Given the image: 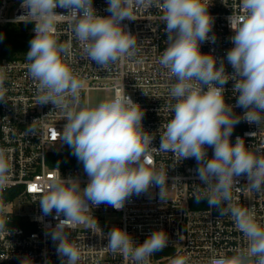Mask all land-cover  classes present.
I'll return each mask as SVG.
<instances>
[{"label": "clouds", "instance_id": "9594fccd", "mask_svg": "<svg viewBox=\"0 0 264 264\" xmlns=\"http://www.w3.org/2000/svg\"><path fill=\"white\" fill-rule=\"evenodd\" d=\"M106 2L109 15L102 16L93 0H22L26 15L17 18L18 22L34 23L26 59L30 77L37 84V103H51L63 112L67 123L58 141L71 148L89 178L84 188L78 178H53L38 200L43 216L55 210L53 218L58 223L48 226V235L56 242L61 264L81 261L80 246L69 230L90 223L92 207L104 203L122 209L131 196L147 193L153 186L159 188L161 200L167 199V172L163 165L157 169L153 152H170L179 161L194 158L201 181L195 186V201L206 200L220 216H229L242 233L244 246L231 255L211 257L209 264H264V224L257 221L254 206L245 207L234 197L241 190L236 186L240 177H246L249 192L264 194V145L253 147L240 136L235 143L231 140L241 120L264 129V0H242L243 14L228 18L234 35L226 61L232 73L226 72L224 59L200 50L203 42H215V35L209 37L214 18L207 0ZM57 7L67 14H58ZM153 7L162 11L167 33V46L158 63L175 81L169 88L174 101L172 116L160 135L159 148L152 146L155 135L143 127L144 111L124 88L96 103L82 98L84 80L68 62L72 44L62 42L58 31L59 22H68L81 46V58L110 71L121 59H134L140 51L137 37L122 22L136 20L137 12ZM5 79L0 72V100L5 99ZM229 80L234 81L233 92L238 94L235 105L225 98L224 86ZM234 107L244 109L243 114L236 115ZM246 135L254 138L257 132ZM208 148L213 149L211 157ZM9 151L0 148V193L10 183ZM176 182L178 177L173 184ZM6 225L0 203V231ZM91 227L98 228L96 218ZM107 239L105 251L119 253L132 264H151L153 253L167 246L168 236L159 229L137 244L127 231L114 227ZM171 264H188V258L175 256Z\"/></svg>", "mask_w": 264, "mask_h": 264}, {"label": "built area", "instance_id": "2783aa9c", "mask_svg": "<svg viewBox=\"0 0 264 264\" xmlns=\"http://www.w3.org/2000/svg\"><path fill=\"white\" fill-rule=\"evenodd\" d=\"M22 0H0V34L8 27L18 32H29L34 36V23L17 21L26 11L21 8ZM208 11L214 18L212 32L215 42L210 40L201 44L202 53H212L225 60L227 73L234 70L226 61L227 51L233 47L230 37L234 35L229 17L242 15V0H207ZM99 15H109L106 0H93ZM58 14L67 10L57 7ZM162 11L157 8L140 10L136 20H124L125 30L137 37L140 49L134 59H121L110 71L100 70L95 62L81 58V46L75 40L68 22L58 23L59 39L71 42L72 51L68 62L73 71L84 80L81 92L88 100L91 90L109 92L110 97L123 88L132 100L144 111L142 120L146 131L155 135L152 146L159 148L160 135L172 116L169 88L170 79L159 63V57L167 46L166 24L161 20ZM28 25V26H27ZM2 39H0L1 47ZM4 49V47H3ZM0 52V72L4 80L5 99L0 100V148L8 149L11 172L10 183L0 193V203L7 220L6 229L0 231V264H61L56 251V242L48 235V226H55V210L43 216L39 198L48 188L49 182L60 175L63 178H78L81 188L87 186L88 176L83 166H69L64 169L51 165L49 155L62 150L64 144L58 141L67 123L61 110L51 103H37V84L30 77L26 59L28 50L18 57L8 58ZM225 87L227 103L235 105L238 94L233 92L234 81L229 80ZM236 115L244 109L234 107ZM257 132L256 137L246 135ZM243 137L246 144L253 147L264 145V129L241 120L234 127L231 140ZM209 157L213 149L208 148ZM157 169L163 165L167 172V199L161 200L159 188L151 187L147 193L131 196L122 209L108 204L92 207L90 223L70 229L71 239L80 246L82 259L79 264H132L123 255L105 251L107 235L119 227L127 231L135 243H143L156 230L162 229L168 236L167 246L160 255L153 253L151 264H171L175 256L188 258V264H209L213 256L231 255L233 250L246 244L242 233L235 229L229 216H220L218 210L210 208L206 200L195 201V186L201 185L197 179V162L194 158L179 161L172 153L153 152ZM179 182L173 184L175 178ZM236 185L241 190L234 192L237 202L245 207H255L256 219L264 224V194L249 192L245 185L246 177H240ZM173 184V185H172ZM90 203V202H89ZM41 217H43L41 219ZM61 219L64 217L61 216ZM97 220L98 228L91 222Z\"/></svg>", "mask_w": 264, "mask_h": 264}, {"label": "trees", "instance_id": "16d2710c", "mask_svg": "<svg viewBox=\"0 0 264 264\" xmlns=\"http://www.w3.org/2000/svg\"><path fill=\"white\" fill-rule=\"evenodd\" d=\"M31 39V33L18 32L15 27H8L6 29V41L2 55L8 58L20 56L29 50ZM49 159L51 165L58 166L62 169L69 166H83L72 154V150L67 144H64L62 150L51 153Z\"/></svg>", "mask_w": 264, "mask_h": 264}, {"label": "rangeland", "instance_id": "374dc122", "mask_svg": "<svg viewBox=\"0 0 264 264\" xmlns=\"http://www.w3.org/2000/svg\"><path fill=\"white\" fill-rule=\"evenodd\" d=\"M109 97H110L109 92L91 90L88 94V101H91L92 103H96Z\"/></svg>", "mask_w": 264, "mask_h": 264}, {"label": "water", "instance_id": "95a60500", "mask_svg": "<svg viewBox=\"0 0 264 264\" xmlns=\"http://www.w3.org/2000/svg\"><path fill=\"white\" fill-rule=\"evenodd\" d=\"M2 42H1V47H0V52L2 51V49H3V47H4V45H5V41H6V38H5V34L3 33L2 34ZM163 251H169L168 249H162V250H160V251H157L156 252V255H160Z\"/></svg>", "mask_w": 264, "mask_h": 264}]
</instances>
